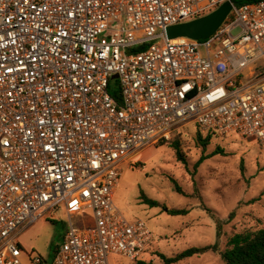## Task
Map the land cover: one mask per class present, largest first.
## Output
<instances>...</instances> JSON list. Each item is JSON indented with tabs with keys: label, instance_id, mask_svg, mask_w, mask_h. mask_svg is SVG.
<instances>
[{
	"label": "built area",
	"instance_id": "1",
	"mask_svg": "<svg viewBox=\"0 0 264 264\" xmlns=\"http://www.w3.org/2000/svg\"><path fill=\"white\" fill-rule=\"evenodd\" d=\"M225 1L0 0V264H26L19 233L58 211L64 238L34 264L145 260L155 234L115 202L124 163L190 124L264 148V0L208 39L167 37Z\"/></svg>",
	"mask_w": 264,
	"mask_h": 264
},
{
	"label": "rangeland",
	"instance_id": "2",
	"mask_svg": "<svg viewBox=\"0 0 264 264\" xmlns=\"http://www.w3.org/2000/svg\"><path fill=\"white\" fill-rule=\"evenodd\" d=\"M109 83L111 94L119 95V79ZM208 135L194 124L186 125L170 142L148 145L122 166L115 202L128 219L144 220L155 234L152 249L144 255L147 263L162 264L159 253L172 256L191 246L216 243L217 251L209 250L177 264H226L221 252L227 248L228 237L264 227V148L254 137L215 134L204 146ZM174 139L181 143L184 161L170 145ZM217 149L222 151L214 154ZM174 180L184 194L176 191ZM142 191L161 206L143 203ZM170 208H187L190 212L172 215L167 212ZM80 214L82 220L75 219L76 224L93 223L91 209ZM68 225L69 216L58 211L27 226L19 233L24 262L34 264L35 255L51 260ZM139 261L120 255L110 258V264Z\"/></svg>",
	"mask_w": 264,
	"mask_h": 264
},
{
	"label": "trees",
	"instance_id": "3",
	"mask_svg": "<svg viewBox=\"0 0 264 264\" xmlns=\"http://www.w3.org/2000/svg\"><path fill=\"white\" fill-rule=\"evenodd\" d=\"M236 7H240L244 4L255 3L261 0H232ZM234 12H232L228 19L231 20L234 17ZM118 98V95L114 94ZM211 134L204 139L203 145L210 140ZM175 150L177 157L180 160H185L184 152L179 140L174 139L170 144ZM220 149L214 151V154L219 153ZM203 159H201L196 167L200 165ZM175 189L177 192L184 194L183 189L177 184V181L174 180ZM264 194V190L263 193ZM143 203L149 204L150 206H161V203L146 195L143 191L140 195ZM259 199L253 198L252 201ZM172 215L188 214L190 212L187 208H170L167 211ZM227 248L221 252V258L225 261L226 264H264V227L256 230H245L242 232H235L230 237H228ZM217 244H208L205 246H191L185 250L178 252L172 256H168L164 253H159L162 264H177L180 261L186 260L194 255L203 254L206 251L214 250L217 251ZM138 264H153L147 263L146 261L140 260Z\"/></svg>",
	"mask_w": 264,
	"mask_h": 264
},
{
	"label": "water",
	"instance_id": "4",
	"mask_svg": "<svg viewBox=\"0 0 264 264\" xmlns=\"http://www.w3.org/2000/svg\"><path fill=\"white\" fill-rule=\"evenodd\" d=\"M233 8V1L226 0L208 14L168 26L166 30L167 37L169 39L182 36L195 40L208 39L227 21ZM117 77V74L113 75V78Z\"/></svg>",
	"mask_w": 264,
	"mask_h": 264
}]
</instances>
